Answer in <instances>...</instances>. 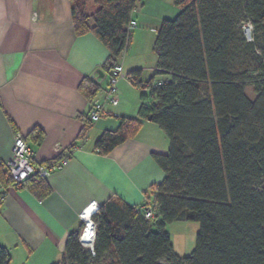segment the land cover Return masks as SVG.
<instances>
[{
    "label": "trees",
    "instance_id": "16d2710c",
    "mask_svg": "<svg viewBox=\"0 0 264 264\" xmlns=\"http://www.w3.org/2000/svg\"><path fill=\"white\" fill-rule=\"evenodd\" d=\"M138 2L70 0L76 35L93 33L110 52L100 67L106 77L121 61ZM175 4L179 15L162 21L154 44L155 72L168 78L144 84L142 70L129 72L134 86L149 90L141 95L139 117H120L119 126L95 143L96 151L108 154L151 116L170 141L167 153L152 154L165 177L145 191L143 205L113 196L100 206L95 255L79 242L81 225L69 234L64 257L52 264H264V0ZM244 22L254 26L253 42L244 36ZM79 89L93 102L101 86L90 75ZM83 120L79 140L93 126L88 115ZM0 183L14 185L1 160ZM21 188L39 199L52 191L37 176ZM147 209L152 218L145 217ZM183 220L200 223L196 246L184 257L174 252L167 230ZM11 262L0 243V264Z\"/></svg>",
    "mask_w": 264,
    "mask_h": 264
},
{
    "label": "crops",
    "instance_id": "0c3cea01",
    "mask_svg": "<svg viewBox=\"0 0 264 264\" xmlns=\"http://www.w3.org/2000/svg\"><path fill=\"white\" fill-rule=\"evenodd\" d=\"M180 11L175 0H139L132 13L136 27L129 45L132 42L139 51L145 37L155 41L162 21L176 18ZM109 54L93 33L76 35L70 0H0V160L4 164L12 155L17 133L45 162L69 154L70 147L83 140L79 135L92 102L79 85ZM127 58L122 60L127 73L140 70ZM102 80H97L101 89L107 77L105 85ZM121 82L123 90L133 88L131 82ZM140 105L141 98L129 105L123 94L119 105H107L109 114L93 124L83 147L47 179L52 191L45 198L26 188L8 189L0 204V243L10 250L11 264L60 261L69 234L83 228L79 214L87 205L93 201L103 205L113 196L143 205L145 191L163 181L165 173L152 154L167 153L170 141L149 118L142 120L135 136L110 153L95 150L98 138L116 129L120 117L138 118Z\"/></svg>",
    "mask_w": 264,
    "mask_h": 264
},
{
    "label": "built area",
    "instance_id": "2783aa9c",
    "mask_svg": "<svg viewBox=\"0 0 264 264\" xmlns=\"http://www.w3.org/2000/svg\"><path fill=\"white\" fill-rule=\"evenodd\" d=\"M136 27V21L131 18L127 26V43L124 50L121 61H119L112 69L110 75L107 77V84L105 88L101 89L99 94L92 102V107L88 115L90 123L93 125L99 121L102 117L107 116L109 111L107 105L117 106L120 103V93L118 85L120 81L126 80L132 83V80L128 77V73L123 66V58L128 51L129 43L131 39V32ZM244 36L249 42L254 41V26L250 22L243 23ZM86 140L84 138L80 141L73 151L48 163L40 159L30 147L26 137L17 133L13 143L12 155L5 163L9 176L13 180L14 185L11 187L20 188L26 184L32 177H41L48 179L55 171L60 170L72 157L76 150H80L83 147V143ZM11 187H5L0 183V204L3 202L8 189ZM100 204L96 201L87 205L79 214L80 219L83 222V228L79 234V242L91 249L92 254L95 255L94 244L96 240V222L94 216L100 209ZM146 218H152L153 213L150 209L145 212Z\"/></svg>",
    "mask_w": 264,
    "mask_h": 264
},
{
    "label": "rangeland",
    "instance_id": "374dc122",
    "mask_svg": "<svg viewBox=\"0 0 264 264\" xmlns=\"http://www.w3.org/2000/svg\"><path fill=\"white\" fill-rule=\"evenodd\" d=\"M93 8L95 7L93 2H91L90 9L93 10ZM154 40H156V37ZM144 41L145 42L139 48V51L134 45L132 46L131 42L129 49L125 54V58L128 57L127 59H129L132 64L140 66L139 69L142 70L141 80L144 84L151 78L154 79L155 83H159L161 80L168 78V75L155 72L158 61L157 54L154 51L155 41H153L150 36L145 37ZM102 82H104L103 85L106 84V80L103 79ZM122 83L123 82L118 85L119 93L120 95L123 94V97H125L129 105L134 103L135 100H140L142 94L149 92L148 89L134 85H132L133 88L131 90L128 88L129 86H126V90H123ZM246 90L250 98H256V93L252 85H249ZM167 230L171 236L174 252L183 257L191 254L196 246L197 234L200 231V223L198 221L188 220L176 221L168 224Z\"/></svg>",
    "mask_w": 264,
    "mask_h": 264
},
{
    "label": "water",
    "instance_id": "95a60500",
    "mask_svg": "<svg viewBox=\"0 0 264 264\" xmlns=\"http://www.w3.org/2000/svg\"><path fill=\"white\" fill-rule=\"evenodd\" d=\"M91 77L97 81L99 79H105L106 75L101 68H98L94 71V73L91 74ZM151 118L152 117L150 116L149 119Z\"/></svg>",
    "mask_w": 264,
    "mask_h": 264
}]
</instances>
